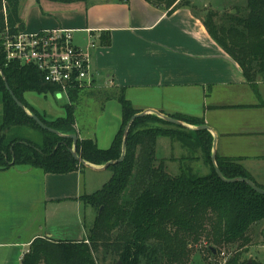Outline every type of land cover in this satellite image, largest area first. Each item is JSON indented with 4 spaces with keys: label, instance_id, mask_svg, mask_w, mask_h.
I'll use <instances>...</instances> for the list:
<instances>
[{
    "label": "trees",
    "instance_id": "16d2710c",
    "mask_svg": "<svg viewBox=\"0 0 264 264\" xmlns=\"http://www.w3.org/2000/svg\"><path fill=\"white\" fill-rule=\"evenodd\" d=\"M23 1L0 0V34L5 24L3 8L9 28L16 33L22 31L18 12ZM50 1L71 4L87 0ZM147 1L163 6L168 13L191 7L190 0ZM215 17L208 11L203 27L234 60L256 93L253 83L258 74L264 73V0H246L244 10L230 15L225 26L217 24ZM57 90L44 82L36 68L7 63L0 42V170L25 165L45 174L66 175L84 168L71 156V139L41 129L31 116L62 136L75 135L76 155L90 165L101 167L121 157L124 128L133 115L139 114L123 89L115 97L123 125L111 145L101 150L94 140H80L75 132L73 100L77 90L68 91L64 115L53 119L25 100L28 93L52 96ZM9 92L24 110L15 105ZM168 117L194 128L204 125L199 118L180 114ZM164 138L172 142L197 140L209 173L189 174L181 166L179 175H170L165 162L156 155L157 141ZM126 140L123 160L106 169L111 174L108 181L99 191L81 197L85 206L96 211L86 239L54 242L37 238L20 264H97L100 255L103 261L106 257L114 259L113 264H189L193 245L201 242L212 259L221 248L234 247L224 264H246L240 261L241 255L250 243L251 227L264 220V195H258L247 184H226L217 177L210 162L213 137L206 131L191 132L148 114L132 122ZM215 163L225 180L246 178L264 190V185L257 184L238 160L216 156Z\"/></svg>",
    "mask_w": 264,
    "mask_h": 264
},
{
    "label": "crops",
    "instance_id": "0c3cea01",
    "mask_svg": "<svg viewBox=\"0 0 264 264\" xmlns=\"http://www.w3.org/2000/svg\"><path fill=\"white\" fill-rule=\"evenodd\" d=\"M190 3L191 7L168 13L147 0H87L73 3L75 7L53 14L56 19H46L34 29L24 22V30L68 29L75 46L91 41L96 90L123 89L139 113L152 110L162 116L201 119L216 138V156L238 160L257 184L264 185V73L255 78V93L238 65L203 27L209 5ZM102 107L100 119L91 117L94 131L85 136L100 150L111 145L121 120L117 101ZM41 113L52 119L46 111ZM63 115L59 112L56 117ZM163 140L157 141L156 155L166 170L170 162L198 165L199 172L205 171L200 176L209 173L197 140L173 141L179 145L172 146L167 139L168 153L163 152ZM91 166L66 175L45 174L25 165L0 170V264H20L31 242L40 237L52 240L50 233L42 234L46 225L68 222L58 212L77 215L88 207L92 226L96 211L81 197L101 189L110 177L107 173L101 181L107 171ZM81 228L72 240L86 239L87 230Z\"/></svg>",
    "mask_w": 264,
    "mask_h": 264
},
{
    "label": "rangeland",
    "instance_id": "374dc122",
    "mask_svg": "<svg viewBox=\"0 0 264 264\" xmlns=\"http://www.w3.org/2000/svg\"><path fill=\"white\" fill-rule=\"evenodd\" d=\"M78 3V2H77ZM198 3L200 6L203 4L209 5V8L204 9L205 11H210L215 13V22L219 25H227L229 22V16L230 10L232 11H239V13L244 10V7L246 5V0H198ZM231 4V7H228V5ZM73 4V3H72ZM69 5V4H61L56 3L48 0H25L20 3L19 6V12L18 16L20 17V20L22 21L24 30V22L31 26V29H34V27L38 24H41L42 21H46V19L54 20L56 19L53 14H58V12L62 11H68L75 7V5ZM234 6V7H232ZM243 6V7H242ZM242 7V8H241ZM227 8V9H226ZM6 11V10H5ZM236 13L234 15H236ZM7 15V13H6ZM205 17V14L203 15ZM17 29V27H15ZM19 29V28H18ZM25 31V30H24ZM97 88L94 87H83L82 89L77 90V97L73 100V102L76 105V113H75V132L77 133L78 138L85 139L86 135L92 131H94V118L91 121V117L94 116L95 118H99L103 115V107L107 101L116 100V95L119 94L118 89L115 90H96ZM25 100L27 103L32 106L35 110L46 111L47 114L50 115V117L56 118L57 113L61 112L64 113L63 107L68 104L69 99L62 97L58 98L57 95H34L31 93L25 94ZM1 114V111H0ZM1 123V119H0ZM98 125L100 126L101 120L98 121ZM118 129L123 125L121 120L119 123ZM160 140V139H159ZM168 141L166 138H164L163 141V152L167 151L169 152L168 144L166 143ZM166 143V144H165ZM165 144V145H164ZM172 146H177V142H171ZM178 149V147H177ZM176 154V150L174 152ZM177 155V154H176ZM168 158V156H166ZM160 158V155H159ZM203 160H205V156L202 157ZM192 164H183L181 165L184 170L189 173H193L195 175H202L205 171H200L197 169L200 166H191ZM177 164L168 163L167 164V171L170 175L175 176L180 174L179 167ZM190 169V170H189ZM192 169V170H191ZM194 169H197L198 171L194 172ZM201 169V167H200ZM166 170V169H165ZM206 170V169H205ZM109 173L108 171L103 173L102 176H100V180L106 179L108 177H105V174L107 175ZM190 174V173H189ZM111 174L109 173V177ZM108 180V179H106ZM100 188H97L94 191H99ZM89 208L87 207V210H81L80 214L78 213L75 215V212L73 213H65L64 212H58L59 214H63L62 217L63 220L68 221L65 223H54L50 222L46 225V229H43L44 232L50 233V237L52 241H70L73 239L74 236L78 235V232L82 230L81 226L84 225L85 230H87L88 227L91 226L90 220H89ZM79 215V216H78ZM44 225V223H43ZM250 243L246 247V252L241 255L240 261L246 264H264V220L262 222L254 225L250 229ZM236 248L230 247V248H221L220 253L218 256L215 257V259H212L209 257L206 253V249L204 247V243L201 242L197 245H193L192 250L189 254L188 263L189 264H224L227 258L230 257L231 253ZM114 259L106 257V259L103 261L101 255L97 257V264H113Z\"/></svg>",
    "mask_w": 264,
    "mask_h": 264
},
{
    "label": "built area",
    "instance_id": "2783aa9c",
    "mask_svg": "<svg viewBox=\"0 0 264 264\" xmlns=\"http://www.w3.org/2000/svg\"><path fill=\"white\" fill-rule=\"evenodd\" d=\"M3 15L0 42L7 63L36 68L45 83L57 87L58 98H68L70 90L94 86L90 58L95 45L91 41L82 47L75 46L73 31L59 28L16 33L8 26L4 8Z\"/></svg>",
    "mask_w": 264,
    "mask_h": 264
},
{
    "label": "water",
    "instance_id": "95a60500",
    "mask_svg": "<svg viewBox=\"0 0 264 264\" xmlns=\"http://www.w3.org/2000/svg\"><path fill=\"white\" fill-rule=\"evenodd\" d=\"M9 95L11 96L13 102L15 103V105L19 108V109H23L24 110V107L21 103H19L17 101V99L14 97V95H12L11 92H9ZM148 114H153L155 115L156 117H158L160 120H162L163 122H166V123H169L173 126H176V127H183L185 128L186 130L188 131H191V132H196V131H206L208 133H211L210 132V129L206 126V125H202V126H198L196 128H191L188 124L184 123V122H179L177 120H174L172 118H169L168 116H162L160 115L158 112L156 111H152V110H148V112H144V113H139V114H136V115H133L132 118L127 122V125L125 126L124 128V132H123V142H122V153H121V157L113 162H108L104 165H102V169H107L108 167L114 165V164H117L119 162H121L123 160V152H124V149H125V146H126V137L128 135V132H129V129L130 127L132 126V122L137 119V118H140V117H143L145 115H148ZM33 121L35 122L36 125L40 126L41 129L49 132L50 134H55L57 136H60V137H63L65 139H71V141H73V144H72V148L70 149V153H71V156L77 161V163L84 167V168H90L92 167L90 164H88L87 162H84L83 160H81L79 157H77L76 155V144H77V138L75 135H69V136H62L60 135L57 131L55 130H51V129H48L46 126H43V124L39 121L38 118L34 117V116H31ZM214 137V136H213ZM216 145V138L214 137L213 139V142H212V147H211V157H210V162H211V165L213 167V169H215V173L217 174V177L222 180L224 183L226 184H229V183H243V184H247L255 193H257L258 195H264V190L263 189H260L258 188L255 184H253L250 180L248 179H241V178H234V179H229V180H225L219 169L216 167V163H215V159H216V153H215V146ZM213 254L215 255L216 254V251H213Z\"/></svg>",
    "mask_w": 264,
    "mask_h": 264
}]
</instances>
